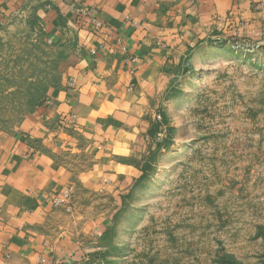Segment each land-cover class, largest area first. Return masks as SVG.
Here are the masks:
<instances>
[{
  "label": "crops",
  "instance_id": "obj_1",
  "mask_svg": "<svg viewBox=\"0 0 264 264\" xmlns=\"http://www.w3.org/2000/svg\"><path fill=\"white\" fill-rule=\"evenodd\" d=\"M26 29L62 77L0 135V264H72L108 229L101 203L119 205L141 174L175 79L205 44L264 39V0H0V41ZM67 187L70 211L53 203Z\"/></svg>",
  "mask_w": 264,
  "mask_h": 264
},
{
  "label": "rangeland",
  "instance_id": "obj_2",
  "mask_svg": "<svg viewBox=\"0 0 264 264\" xmlns=\"http://www.w3.org/2000/svg\"><path fill=\"white\" fill-rule=\"evenodd\" d=\"M27 31L1 37L0 135L61 82L58 52ZM231 34L175 79L161 146L151 134L122 202L101 203L108 229L72 264H264V39Z\"/></svg>",
  "mask_w": 264,
  "mask_h": 264
},
{
  "label": "built area",
  "instance_id": "obj_3",
  "mask_svg": "<svg viewBox=\"0 0 264 264\" xmlns=\"http://www.w3.org/2000/svg\"><path fill=\"white\" fill-rule=\"evenodd\" d=\"M84 17H88L91 21V23L94 24L96 28H100L103 26L102 22H100L96 17L91 16L89 13L86 12H81ZM134 61V58L131 59ZM155 122L158 124V129L155 133V137L158 142H161L164 140L166 134L163 131L164 129L162 128L163 124V116L162 114H157L155 116ZM74 198V189L73 187H67L63 190V192L53 198V203L56 207H66L69 211L72 209V201ZM44 260H40L39 264H44Z\"/></svg>",
  "mask_w": 264,
  "mask_h": 264
},
{
  "label": "trees",
  "instance_id": "obj_4",
  "mask_svg": "<svg viewBox=\"0 0 264 264\" xmlns=\"http://www.w3.org/2000/svg\"><path fill=\"white\" fill-rule=\"evenodd\" d=\"M157 129H158V124H156V125L152 128V130H151V134H154V135H155ZM159 146H161V142L158 144V147H159Z\"/></svg>",
  "mask_w": 264,
  "mask_h": 264
}]
</instances>
